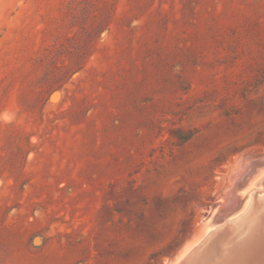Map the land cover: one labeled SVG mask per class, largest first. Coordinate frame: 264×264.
I'll list each match as a JSON object with an SVG mask.
<instances>
[{"label": "rangeland", "instance_id": "obj_1", "mask_svg": "<svg viewBox=\"0 0 264 264\" xmlns=\"http://www.w3.org/2000/svg\"><path fill=\"white\" fill-rule=\"evenodd\" d=\"M263 172L264 0H0V264H182L209 233L195 264Z\"/></svg>", "mask_w": 264, "mask_h": 264}, {"label": "bare ground", "instance_id": "obj_2", "mask_svg": "<svg viewBox=\"0 0 264 264\" xmlns=\"http://www.w3.org/2000/svg\"><path fill=\"white\" fill-rule=\"evenodd\" d=\"M260 182L264 184V172L255 184ZM260 190L263 191L264 188ZM229 207L233 208L232 213L239 211L244 216L223 230L209 252L205 249V253L197 258L195 264H264V198L257 197L253 201L251 196L247 198L235 192ZM219 211L222 209H215L211 215L214 224L218 223V217L222 215ZM209 236V233L203 236L205 238L200 244L184 257L185 260L182 259L184 261H181L182 264L191 261L196 255V249L203 248Z\"/></svg>", "mask_w": 264, "mask_h": 264}]
</instances>
